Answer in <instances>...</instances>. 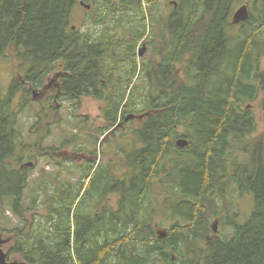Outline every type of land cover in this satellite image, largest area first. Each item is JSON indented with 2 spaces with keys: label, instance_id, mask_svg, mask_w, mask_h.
Returning a JSON list of instances; mask_svg holds the SVG:
<instances>
[{
  "label": "trees",
  "instance_id": "obj_1",
  "mask_svg": "<svg viewBox=\"0 0 264 264\" xmlns=\"http://www.w3.org/2000/svg\"><path fill=\"white\" fill-rule=\"evenodd\" d=\"M162 1L0 0V57L13 54L23 73L5 94L0 89V208L20 222L8 260L15 254L29 264H264V145L252 138L256 117L245 107L260 98L264 112V0L254 1L258 16L250 13L240 25L251 26L236 35L231 18L239 0H175L164 21L156 10ZM82 2L91 5L85 10L95 28L112 25L74 31ZM148 35L160 57L154 68L137 58ZM56 70L60 88L34 99L32 90ZM87 97L104 102L107 124L123 120L137 141L134 152L121 153L123 173L105 172L112 164L90 165L88 186L80 189L54 176L33 180L23 162L45 156L59 126L58 101ZM26 111L34 120L29 144L19 126ZM129 114L143 116L136 127ZM179 138L190 146L179 149ZM28 147L36 156H25ZM47 150L53 157L56 149ZM155 182L176 192L173 204L159 207L176 219L165 237L157 233L159 211L150 197ZM229 185L254 195V212L244 225L230 220L231 236L211 238L210 209ZM34 188L26 207L25 193ZM114 194L118 208L95 215L88 203ZM38 207L45 217L30 221L27 214Z\"/></svg>",
  "mask_w": 264,
  "mask_h": 264
},
{
  "label": "rangeland",
  "instance_id": "obj_2",
  "mask_svg": "<svg viewBox=\"0 0 264 264\" xmlns=\"http://www.w3.org/2000/svg\"><path fill=\"white\" fill-rule=\"evenodd\" d=\"M172 1L175 2V0H164L156 9L158 14L163 18V21L172 14ZM254 1L255 0H239L235 11L243 5H247L253 17L254 15L258 16ZM146 9H148L149 12V8L146 7ZM88 17L85 8L77 6L74 9L72 20V25L75 27L74 31L78 30L80 33H91L96 30L104 31L112 25L111 22L108 21L109 23L102 28H95ZM255 25L258 26L257 24ZM250 26H245L244 28L240 24L236 25L232 34L236 35L239 31L242 32V28L247 30ZM158 43L160 44L162 42L159 40ZM155 45H157V42L154 41V38L150 39L149 35L141 40L137 48V58L140 64L146 62L147 65H150V68H154L155 63L157 64L160 62V57L151 51L152 48H155ZM259 66L261 70L264 71V56L261 57ZM20 74L19 63L14 58L13 54L8 52L5 56L0 57V89L4 94L8 91L12 81L21 76ZM137 77V83L142 85L140 82V69ZM53 79L54 74L45 81V85L49 84ZM50 92L55 93L56 89L53 88ZM109 92H112V88H109ZM21 95L22 93L18 94L15 105L20 103L22 99ZM40 97L41 96H38V98ZM56 106L58 108L57 114H60V119L58 120L59 126L56 125V127L53 128L51 137L44 145L47 149L55 148V154H53V157H50V153L46 149L43 158L25 159L23 165L33 163V166L30 167V169H32L31 178L38 181L46 177L50 178L54 176L58 178L59 181H69L80 189L81 185H84V187L88 186L89 179L85 178V172L90 165H93L94 169H98L99 167L104 168L112 164L114 167L105 169V172L110 171L114 176L121 175L124 171V169L122 170L119 167V165L123 164L121 159L122 151L131 154L134 152L135 146H137L136 139L127 134L123 120H120L115 127H110L103 113V109L106 106L105 103L92 97L84 98L80 103L59 100ZM245 107L251 109L256 117L257 131L252 138L263 139L264 145V112L261 108V99L259 98L254 102H249ZM130 116L134 117L129 119ZM142 117L141 114H129L126 115V121L132 120L133 126L136 127ZM33 122L34 120L29 115L28 111L19 116L20 131L25 138L26 144L34 141V139L29 138L28 135ZM179 131L183 132L182 129ZM99 149L101 152H98ZM36 154L37 152L35 149L28 147L25 156H36ZM235 155H238V153H235ZM119 171H121V173ZM36 189L37 188H34L32 191L25 193L26 207L31 205V199L36 196ZM151 194L152 196L150 195V197L153 201V205L158 208L159 211L157 223L160 226L157 229V233L160 235L162 233L167 234L170 230V226L176 222V219H173L171 213L166 212L167 209L165 212H161L159 207L164 204H173V198L176 192L167 191L161 184L156 183L153 185ZM108 198L109 200L107 199L102 203H98L96 200L92 201V203H88L92 205L91 207L95 215L98 213L102 214L104 208L113 210L118 208V195L114 194ZM215 201L216 204H212V208L210 209L211 218L209 225L211 232L209 235L211 238L231 236L234 233V228L229 224L230 220L239 225H244L251 218L255 209L254 195L242 193L236 185H229L225 189L224 196H217ZM162 209L164 211V208ZM3 210L4 209L0 208V227L7 230L0 232V238L9 240V243L4 246V251L8 254L10 249L15 245V234L11 232L20 225V222L10 209H6V211ZM37 210L39 211L32 210L27 214L30 221L35 219L36 222H38L45 217L46 214L44 210L39 207ZM215 223H217L216 232L213 231ZM9 260L11 262L23 261L15 254L11 255Z\"/></svg>",
  "mask_w": 264,
  "mask_h": 264
},
{
  "label": "water",
  "instance_id": "obj_3",
  "mask_svg": "<svg viewBox=\"0 0 264 264\" xmlns=\"http://www.w3.org/2000/svg\"><path fill=\"white\" fill-rule=\"evenodd\" d=\"M81 6L84 7L87 11H90L91 8H92L91 5H86L83 2L81 3ZM249 18H250L249 7L247 5H243V6L239 7L235 11V13L233 14L232 24L234 26L239 25V24L244 23L247 20H249ZM73 30H75V27H73ZM42 95H43L42 93H40L38 91H34V99H37L38 96H42ZM133 117L134 116H130L129 119L133 118ZM176 146L179 149H186V148H188L190 146V142H189V140H187L185 138H179L176 141ZM25 166L32 167L33 163H27ZM216 228H217V223H215V225L213 226V231L214 232H216ZM161 236L165 237L166 234L162 233ZM8 243H9V240H5L3 238H0V264H29V263H27L25 261H14V262L9 261L8 260V255L4 251V246H6Z\"/></svg>",
  "mask_w": 264,
  "mask_h": 264
},
{
  "label": "flooded vegetation",
  "instance_id": "obj_4",
  "mask_svg": "<svg viewBox=\"0 0 264 264\" xmlns=\"http://www.w3.org/2000/svg\"><path fill=\"white\" fill-rule=\"evenodd\" d=\"M22 74L23 73H21V76H22ZM52 74H54V79L52 81H50L49 84H47V85L44 84V87L42 89H33L32 90V94L33 95H34V91H38V92H40V93H42L44 95L45 92L47 93L48 91H51L53 88L54 89L60 88V82H61V79H62V71L61 70H56ZM22 83L25 84V86L30 87V84H27L25 81H22Z\"/></svg>",
  "mask_w": 264,
  "mask_h": 264
}]
</instances>
